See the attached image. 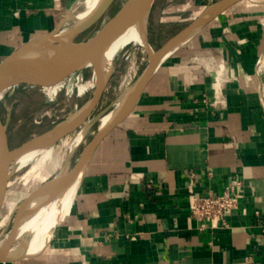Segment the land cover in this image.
<instances>
[{
  "label": "crops",
  "instance_id": "0c3cea01",
  "mask_svg": "<svg viewBox=\"0 0 264 264\" xmlns=\"http://www.w3.org/2000/svg\"><path fill=\"white\" fill-rule=\"evenodd\" d=\"M80 1L0 0V63ZM217 1L167 0L159 22ZM233 178L244 187L226 227L191 218V182L220 194ZM73 206L48 257L12 264H264V0H241L165 59Z\"/></svg>",
  "mask_w": 264,
  "mask_h": 264
},
{
  "label": "water",
  "instance_id": "95a60500",
  "mask_svg": "<svg viewBox=\"0 0 264 264\" xmlns=\"http://www.w3.org/2000/svg\"><path fill=\"white\" fill-rule=\"evenodd\" d=\"M159 0H127L122 7L107 20L94 33L86 36L82 41H77L86 31L80 32L72 40L67 42H54L61 33L69 13L65 16L59 26L50 34L34 39L8 56L0 63V106L11 94L22 90H44L57 86L64 81L82 74L86 70H93L100 66L102 58L118 39L130 30H136L140 35L146 32V40L152 53L146 52L148 63L146 68L127 88L120 97L128 92L120 108H117L118 98L106 111L97 117L93 113L89 115L88 124L94 123L97 118L105 114L114 113L111 121L99 128L90 141L84 146L76 162L72 159L65 162L64 174L59 180L49 198L42 205V208L57 201L70 184L80 175H84L89 163L100 145L120 125H122L132 114L147 86L152 81L155 73L165 59L180 45L186 42L204 26L216 19L226 10L241 0H218L206 8L187 27L174 35L161 47L154 49L149 39V22L154 8ZM115 0H111L99 15L90 28L96 25L102 17L110 10ZM77 41V42H76ZM140 46V45H139ZM142 48V46H140ZM29 57L22 66L5 74V71L12 63L21 57ZM113 75V74H112ZM110 76L105 88L100 93L98 104L101 102L107 85L112 77ZM96 106V107H97ZM109 112V113H108ZM12 121V108H8V115L4 120L0 114V216L4 210L8 198L10 180L13 174L10 172L12 162L23 153L28 145L37 138L52 134L59 125L30 139L29 141L13 147L10 143L9 128ZM87 126L83 128L86 130ZM91 127H89L90 129ZM88 129V128H87ZM57 143L53 144L56 145ZM12 225L4 228L0 234V263L15 262L8 260V256L22 249L25 244L19 242L13 250L7 249L9 232ZM15 251V252H14Z\"/></svg>",
  "mask_w": 264,
  "mask_h": 264
},
{
  "label": "rangeland",
  "instance_id": "374dc122",
  "mask_svg": "<svg viewBox=\"0 0 264 264\" xmlns=\"http://www.w3.org/2000/svg\"><path fill=\"white\" fill-rule=\"evenodd\" d=\"M90 1L91 0H83L81 3H77L69 12L70 15L75 12H83ZM126 1L127 0H115L110 10L102 17V19L95 26L82 34V36L77 41H82L86 36L94 33L97 29H99L107 20L115 15V13L122 7V5ZM163 3H167V0H159L157 2L149 22V39L154 49L161 47L169 38L176 35L179 32L178 30L180 28L188 25L192 21V19H194L198 15V13L201 12L199 11L193 15L190 14V16H188L186 21L184 22H178L180 19L177 18L174 19V22L169 21L161 24L159 22V10L160 6ZM100 4L98 5V7L100 6ZM76 25H78L77 21H70L64 25L62 30L67 29V32L71 31L76 27ZM140 46L137 44H131L117 56L116 68L107 85L103 98L99 105L97 106V103V107L95 106L91 112H94L93 117H97L98 115L106 111L120 97V95L133 84V82L146 68L148 63L146 54L147 49L143 46L141 48ZM91 72L92 70H86L83 73L89 75ZM59 86L61 90L57 97H53L54 100H52V97H49L47 91L39 89L29 91L22 90L15 92L9 95L2 102L0 106V114L3 117L5 115L7 116V109L9 108V104L11 102H16L17 104L15 117L9 130L11 145L13 147H17L29 141L30 139L52 129L60 123H63L71 115H76L77 113H79V111L90 101L88 99L89 95L77 98V76L64 81L63 83L59 84ZM102 117L97 118L92 126L91 124L87 126L89 122L87 119L80 128H78L74 132L69 133L66 137L57 142L56 145H34L25 150L31 151L49 146L48 150H52V159L47 160V162L41 167V169L35 168L34 163H36V160L34 162H28L17 170L11 172L12 174H14L10 180L8 198L4 206V210L0 216V234L6 227L7 220H9L8 223L9 225H12L13 228L16 224V217L18 218L19 214L21 213L20 210L12 213V207L17 206L21 202L26 200L41 185L46 184L54 177L56 178L57 175L64 170V165L67 160L72 159V164L76 162L84 146L90 141L93 135L100 128L99 120ZM85 126H87L88 129L86 128V130H83ZM89 127L91 128L89 129ZM80 135L83 136L82 141L78 146H75L74 150L72 151L70 148L71 144ZM44 153L47 152H40L38 153L37 157H41ZM55 158L59 159L60 161L57 160V164L52 167V169H50L48 165L50 161ZM54 243L55 241H53V245ZM50 250L51 247L42 256L38 255L35 257L28 254L26 255V258H32L29 260H35L36 262H39L40 260H42L41 258L49 256Z\"/></svg>",
  "mask_w": 264,
  "mask_h": 264
},
{
  "label": "bare ground",
  "instance_id": "6f19581e",
  "mask_svg": "<svg viewBox=\"0 0 264 264\" xmlns=\"http://www.w3.org/2000/svg\"><path fill=\"white\" fill-rule=\"evenodd\" d=\"M82 1H80V3ZM110 1L111 0H91L83 12H75L71 15L69 13L65 24L70 21H77L78 25H76L73 30L68 32L67 29L62 30L61 33L56 37L54 42L70 41L80 32L89 30L92 24L97 20L99 15L103 12L106 5ZM99 4L100 6L98 7ZM131 44L141 45L147 49V52L152 53V49L150 48L146 40L145 31L142 35H140L136 30L132 29L122 35L118 39V41L104 55L98 68L93 69L89 75L82 73L77 76V98L89 95L88 99L90 101L79 111V113H77L76 115H71L67 120L61 123L52 134L37 138L35 141L31 142L28 145L27 149L34 145L46 146L49 144H55L64 137H66L69 133L74 132L81 127V125L88 119L92 110L98 103L100 93L103 91L110 76L113 74L117 64V56ZM27 60H29L28 56L16 59L12 63V65L5 71V74L15 70L16 68H19ZM44 90L47 91L49 97L55 98L58 96L61 88L59 85H57L46 88ZM127 93L128 92H125L124 95H122V97L117 101V108H120L122 106ZM54 98L52 100H54ZM114 115V113L104 115L99 120L100 128L106 126L114 117ZM82 138L83 136L80 135L71 144L70 148L72 151L74 150L75 146H78L80 144ZM48 147L25 151L21 153L12 162L10 172L17 170L28 162H34L36 160V163H34L35 168L41 169V167L47 162V160L52 159V150H48ZM45 151L47 153H44L39 158L37 157L38 153ZM57 160L60 161L56 158L50 161L48 165L50 169H52V167L57 164ZM63 174L64 170L59 173L56 178L54 177L46 184L41 185L19 205L12 207V213L16 212L17 210H20L21 213L19 214L18 218L16 217V224L9 232V241L7 244V249L13 250L19 242H24L25 246L17 252L14 251L15 253L10 254L8 256V260L18 262L23 259H26V255L28 254L33 255L35 257L38 255H43L44 253H46V251L50 249V247H52L53 241L56 240L58 236L59 230L63 228L67 219L72 213L71 210L74 209H72V206L78 193L80 182L82 179V175L78 176L70 184L68 189L62 195V197H60L57 201L50 204L49 206L42 208V205L44 204V202L47 201L55 186L62 178ZM8 221L9 220H7L6 222V226L9 225ZM7 263L4 262L0 264Z\"/></svg>",
  "mask_w": 264,
  "mask_h": 264
},
{
  "label": "built area",
  "instance_id": "2783aa9c",
  "mask_svg": "<svg viewBox=\"0 0 264 264\" xmlns=\"http://www.w3.org/2000/svg\"><path fill=\"white\" fill-rule=\"evenodd\" d=\"M244 182L233 178L220 194L209 192L198 195L191 182L188 187V205L192 219L209 224L213 229L226 227L227 218L239 207L242 198Z\"/></svg>",
  "mask_w": 264,
  "mask_h": 264
},
{
  "label": "flooded vegetation",
  "instance_id": "af4514ba",
  "mask_svg": "<svg viewBox=\"0 0 264 264\" xmlns=\"http://www.w3.org/2000/svg\"><path fill=\"white\" fill-rule=\"evenodd\" d=\"M16 107H17L16 102H11V103L9 104V108H12V121H11L10 126L12 125L13 120H14V117H15ZM7 110H8V109H7ZM7 115H8V111H7ZM1 116H2V115H1ZM2 118H3L4 120H6L7 116H6V115H5L4 117L2 116ZM9 130H10V128H9ZM9 138H10V143H11L10 132H9Z\"/></svg>",
  "mask_w": 264,
  "mask_h": 264
}]
</instances>
